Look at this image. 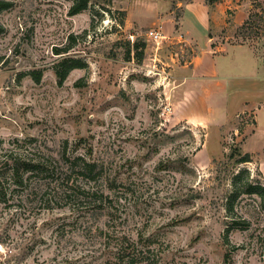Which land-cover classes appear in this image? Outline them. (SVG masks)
I'll return each instance as SVG.
<instances>
[{
  "label": "rangeland",
  "instance_id": "1",
  "mask_svg": "<svg viewBox=\"0 0 264 264\" xmlns=\"http://www.w3.org/2000/svg\"><path fill=\"white\" fill-rule=\"evenodd\" d=\"M0 1L9 4L0 12V159L12 148L58 158L67 144V155L104 168L98 187L115 201L110 211L47 210L32 183L5 181L0 264H110L116 237L150 252L139 264H223L227 253L231 264H264V193L245 192L248 182L264 188V176L236 164L240 152L229 158L249 132L247 114L221 135L173 114L181 68L197 51L180 29L191 0H90L78 14L73 0ZM249 1L229 41L264 40V0ZM153 30L166 38L152 42ZM64 58L83 67L60 84ZM249 146L262 152L264 141Z\"/></svg>",
  "mask_w": 264,
  "mask_h": 264
},
{
  "label": "crops",
  "instance_id": "2",
  "mask_svg": "<svg viewBox=\"0 0 264 264\" xmlns=\"http://www.w3.org/2000/svg\"><path fill=\"white\" fill-rule=\"evenodd\" d=\"M253 10L249 0H219L212 5L206 0L185 3L181 35L197 51L189 66L181 68L182 94L172 110L176 120L217 128L220 135L230 119L247 114L245 129L249 132L243 134L241 130L236 142H241L242 155L251 156L252 161L245 164L264 176V156H260L264 147L262 152H253L249 146L264 141V40L232 42L224 37L227 28L242 27ZM199 40H204L202 46ZM234 135L239 136L238 129Z\"/></svg>",
  "mask_w": 264,
  "mask_h": 264
},
{
  "label": "trees",
  "instance_id": "3",
  "mask_svg": "<svg viewBox=\"0 0 264 264\" xmlns=\"http://www.w3.org/2000/svg\"><path fill=\"white\" fill-rule=\"evenodd\" d=\"M206 1L209 5H212L219 0ZM89 2L90 0H73L72 14H78L85 10ZM8 7L7 2L0 1V12ZM138 46L139 44H135L137 50ZM68 52L69 50H65L57 54ZM137 55L141 54L138 53ZM82 67L83 64L79 60L64 58L56 65V76L59 83L63 84L72 70ZM35 80L38 82L40 75ZM16 142H19V140H16ZM67 149L66 144L61 156L58 158L57 156L56 158L53 156L43 157L39 154L18 152L15 148L10 149L0 159V197H4L8 191L4 182L11 180L13 186L19 188H24L27 184L32 183L37 191L32 192L31 195L38 196L39 201L43 203V208L47 210L65 206L73 207V205L76 206L75 208L85 209L86 211L113 210L115 201L98 187L99 181L104 176V168L85 156L67 155ZM237 154L239 155V150H234L229 158L234 159ZM251 161L249 154H240L235 162L240 165ZM248 175L249 172L245 170L235 174L233 183L236 185L242 176ZM245 192L263 196L264 188L248 182ZM238 195L239 193L236 190L228 199L230 208ZM105 236L108 237V240H111L110 235H107L106 232ZM120 240L122 239L116 237V243L112 245L114 261L110 264H139V261L148 259L149 251H137L134 248L125 247L122 242H119ZM108 249H111V246ZM223 264H231L229 253L225 255Z\"/></svg>",
  "mask_w": 264,
  "mask_h": 264
},
{
  "label": "built area",
  "instance_id": "4",
  "mask_svg": "<svg viewBox=\"0 0 264 264\" xmlns=\"http://www.w3.org/2000/svg\"><path fill=\"white\" fill-rule=\"evenodd\" d=\"M148 36L152 42L157 43V44L166 38L164 33L162 31H158V30L151 31ZM240 115H242V114H239L238 116H240Z\"/></svg>",
  "mask_w": 264,
  "mask_h": 264
}]
</instances>
